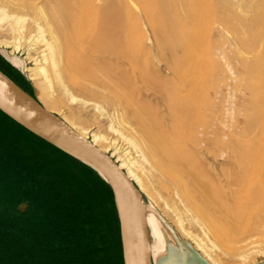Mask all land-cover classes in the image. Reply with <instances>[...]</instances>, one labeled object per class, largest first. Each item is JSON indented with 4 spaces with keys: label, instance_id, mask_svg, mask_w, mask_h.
Wrapping results in <instances>:
<instances>
[{
    "label": "bare ground",
    "instance_id": "6f19581e",
    "mask_svg": "<svg viewBox=\"0 0 264 264\" xmlns=\"http://www.w3.org/2000/svg\"><path fill=\"white\" fill-rule=\"evenodd\" d=\"M6 1L32 12L31 25L36 33L22 41L17 38L19 33L9 42L0 39V47L10 45L13 49L0 51L11 63L24 69L40 94L52 93L53 80L62 77L71 85L99 84L113 96L118 94L124 104L121 115L131 113L132 128L143 141L142 148L115 130L117 133H113L119 135L118 149L127 144L126 151L131 148L130 143L137 145L144 156L173 174L198 209L222 221L229 236L264 235V0L231 3L229 0H166L172 7L185 5L187 21L195 27L191 38L194 47L181 46L182 55L201 53L213 45L207 42L204 30L208 24L215 26L218 39L212 46L211 68L219 71L226 83L219 103L210 99L202 70H182L177 62L168 66V70L156 72L130 70L128 75L127 70H115V0ZM20 50L27 52L34 67L25 66L21 57L14 55ZM231 58L241 65L252 107L241 126L233 123L227 114L226 103L229 105L231 100L228 82L238 76V70L230 65ZM115 71L123 80L115 79ZM139 84L147 86L163 104L164 120L154 106L136 100L134 91ZM37 98L45 110L54 109ZM57 116L75 133L107 152L102 135L92 128L84 129L58 112ZM187 142L211 153V159L218 163L214 177L205 179L199 168L193 167L191 158L195 151ZM108 155L142 192L143 185L132 163L114 157L113 153ZM145 223L151 264L217 263L201 242H193L191 238L194 249L146 204ZM181 232L191 235L183 229Z\"/></svg>",
    "mask_w": 264,
    "mask_h": 264
},
{
    "label": "rangeland",
    "instance_id": "374dc122",
    "mask_svg": "<svg viewBox=\"0 0 264 264\" xmlns=\"http://www.w3.org/2000/svg\"><path fill=\"white\" fill-rule=\"evenodd\" d=\"M233 1L235 0H229L230 3ZM32 16L30 10L17 7L6 0H0V39L9 42L14 40L19 33L17 38H22V41L24 38L27 39V36L34 35L36 32L31 25ZM23 17L25 21L23 19L21 21ZM194 31V25L187 21L185 5L172 7L166 3V0H115V70H127L128 75L131 74L130 70L156 72L168 70V66L177 62L181 65L182 70H202L205 75V86L209 89L210 99L219 103L225 94L226 83L223 81L220 72L211 68L214 62L211 54L212 46L214 41L218 39L215 26L208 24L204 30L207 42L210 41L213 45L207 46L201 53H191L184 56L181 52V46L194 47V42L191 39ZM0 50L7 52L13 49L10 45H6V47H0ZM26 54L27 52L22 50L14 52V55L21 57L20 59L23 60L25 66L34 67ZM2 61L8 66L3 65ZM229 62L232 68L238 70V76L235 80L228 82L231 100L229 105L228 102L226 103V106L229 107L227 114L233 123L237 122L241 126L245 115L250 112L252 107L249 106L247 82L243 77L241 65L232 58ZM0 71L36 101L39 102L37 97H40L45 104L52 106L54 109L50 112L53 114L57 115L58 112L84 129L92 128L93 131L102 135L107 146V154L113 153L114 157L132 163L131 166L134 167L133 169L139 176L144 188L141 193L145 204L152 207L154 212L168 222L178 235L183 240L188 241L194 249L193 242L198 240V243L201 242L202 247H205L204 249L218 264L264 263V235L229 236L222 221L210 213L205 214L191 202L173 174L168 173L153 159L142 154L139 147L143 148V141L132 128L134 120L131 113H127V116L121 115L124 104L123 99L118 94L115 93L113 96L99 84L71 85L64 77L60 80H53L52 93L45 91L40 94L28 80L24 69L23 72L20 67L11 63L1 51ZM116 72L115 79L123 80L120 74ZM132 89L134 90V88ZM134 92L137 101L154 106L164 120L162 116L165 115V108L158 98L148 90L147 86L139 84ZM39 103L41 104V102ZM206 116H210V113ZM214 116L217 117L216 114ZM127 122L129 123L127 124ZM108 124L112 126L108 127ZM115 130L119 131V135L122 132L123 137H127L130 142L134 141L133 143L138 144L139 147L130 143L131 148L128 147L126 151L124 148L127 147V144L122 149H118L120 144L117 138L119 135L114 134L117 133ZM112 141H114L113 144ZM187 144L191 146V150L193 148L195 151V155L191 158L193 167L197 170L199 168L205 179L214 177L218 163L211 159V153L202 152L200 149L192 147L190 142ZM113 206L115 212V250L112 248L114 239L111 233V225L113 227V223L111 224L110 220H106L105 223L103 221L102 229L104 234L105 231L107 232L104 236V250L98 264H125L114 200ZM182 229L188 231V235L191 234L190 238L182 234ZM197 251L201 254V251ZM16 259L14 250L0 244V264H16L18 261Z\"/></svg>",
    "mask_w": 264,
    "mask_h": 264
},
{
    "label": "trees",
    "instance_id": "16d2710c",
    "mask_svg": "<svg viewBox=\"0 0 264 264\" xmlns=\"http://www.w3.org/2000/svg\"><path fill=\"white\" fill-rule=\"evenodd\" d=\"M21 201L30 216L16 212ZM106 220L115 250L108 184L0 112V244L15 251L16 264H98Z\"/></svg>",
    "mask_w": 264,
    "mask_h": 264
},
{
    "label": "water",
    "instance_id": "95a60500",
    "mask_svg": "<svg viewBox=\"0 0 264 264\" xmlns=\"http://www.w3.org/2000/svg\"><path fill=\"white\" fill-rule=\"evenodd\" d=\"M0 112L13 122L94 170L109 186L120 227L125 264H151L145 202L115 161L0 72ZM264 264V263H261Z\"/></svg>",
    "mask_w": 264,
    "mask_h": 264
},
{
    "label": "crops",
    "instance_id": "0c3cea01",
    "mask_svg": "<svg viewBox=\"0 0 264 264\" xmlns=\"http://www.w3.org/2000/svg\"><path fill=\"white\" fill-rule=\"evenodd\" d=\"M110 189V188H109ZM111 191V190H110ZM112 194V193H111ZM22 208V209H20ZM16 212L20 215V214H26V215H31V204H29L28 202H25V201H21L19 203H17L16 205ZM118 218V217H117ZM118 225H119V222H118ZM120 228V227H119ZM19 227L17 225V231H16V235H17V243H18V239H19V235H20V231H19ZM34 230V229H33ZM23 234V233H22ZM33 234V232H32ZM33 244V242H32Z\"/></svg>",
    "mask_w": 264,
    "mask_h": 264
},
{
    "label": "flooded vegetation",
    "instance_id": "af4514ba",
    "mask_svg": "<svg viewBox=\"0 0 264 264\" xmlns=\"http://www.w3.org/2000/svg\"><path fill=\"white\" fill-rule=\"evenodd\" d=\"M2 62H3V61H2ZM3 65H6V66H8V65H7L6 63H4V62H3Z\"/></svg>",
    "mask_w": 264,
    "mask_h": 264
}]
</instances>
